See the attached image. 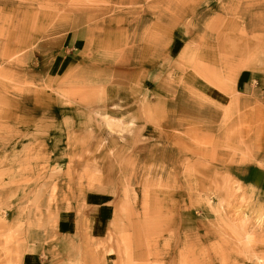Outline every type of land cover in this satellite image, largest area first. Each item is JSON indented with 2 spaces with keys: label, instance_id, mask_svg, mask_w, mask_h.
I'll return each mask as SVG.
<instances>
[{
  "label": "rangeland",
  "instance_id": "obj_1",
  "mask_svg": "<svg viewBox=\"0 0 264 264\" xmlns=\"http://www.w3.org/2000/svg\"><path fill=\"white\" fill-rule=\"evenodd\" d=\"M219 5L235 4L0 0V264H21L28 252L43 264H264V195L238 173L264 168V101L231 94V80L248 66L236 60L264 56V28H247L244 16L263 15L225 13L235 25L218 41L227 60L213 66L198 54L204 25H185L181 60L149 30L153 43L137 71L115 37L87 42L102 25L100 34L112 36L134 20L164 21L172 37L181 19L210 21ZM179 71L231 99L212 103ZM90 190L111 194L105 234L94 237L86 219L76 237H59V215L73 201L81 207Z\"/></svg>",
  "mask_w": 264,
  "mask_h": 264
},
{
  "label": "crops",
  "instance_id": "obj_2",
  "mask_svg": "<svg viewBox=\"0 0 264 264\" xmlns=\"http://www.w3.org/2000/svg\"><path fill=\"white\" fill-rule=\"evenodd\" d=\"M232 3L235 4L232 7L231 6H225V5H219L218 7H213L209 10V18L210 21H201L197 20L194 22L185 23L182 22V19L179 21L178 24V30L179 33H173L172 37H170V26L167 25L164 21L151 24L143 23L142 25L140 22L131 21L129 25L122 23L120 30L112 31L106 26H104L106 29L113 32L111 34L112 36H105L103 34H100V30H102V27H99L98 30V36L96 37L93 35L90 38H87V42L89 39L93 40V43L96 41L99 44L106 43L108 39H111L115 37L117 44L119 47L126 46L127 48H123L124 52L127 53L130 51V57L129 60L131 63H133V68H136L139 66L138 63L141 62V54L143 51V47L147 48L146 51H149L150 44L153 43V41L163 39H167L169 42L168 46V57L172 54L173 56H179V60L182 58V54L184 52V49L188 46V43H190V39L186 38L185 25H204L205 34L198 33L195 36L200 37L205 40L203 44V48H201L198 51V54H201L204 56L205 61H209L210 63H217L219 61H225L227 60V57H221L220 58V52L218 51V41H222L225 36V30L233 28L235 25L234 20H236V17L233 16H226V14H237L241 15H254V14H262L263 17H259V21L254 17H247L244 16L245 19V25L247 28H264V2H258L257 5H251L247 0H232ZM232 10V12H231ZM226 13V14H225ZM199 17L202 18V15ZM122 18V17H121ZM234 18V20H232ZM122 21V20H121ZM142 22V21H141ZM101 25L100 22H98ZM96 24V23H95ZM105 23L104 25H106ZM232 24V25H230ZM132 25V26H130ZM139 25V26H138ZM181 25V26H180ZM183 25V27H182ZM251 25H256V27H251ZM209 26V28H207ZM126 27V28H124ZM149 30H156L155 37L153 34L150 36L152 37L153 41L149 38L148 31ZM201 31V29H199ZM119 31V32H117ZM102 32V31H101ZM119 36V37H118ZM126 36V37H125ZM71 41L76 42L79 40L78 36L74 34L71 38ZM157 44H163V42L159 41ZM115 41V43H116ZM247 47H251V41L250 38H248ZM158 54L161 55V57H167L166 54L163 55V53H159L157 49ZM125 53L123 55H125ZM154 54V53H153ZM238 53H231L229 57L232 56V59L239 56ZM227 56V54H225ZM224 55V56H225ZM257 55L260 57L259 61L256 63V59L252 58V61H254L253 64L250 65L251 59H250V53H247V58L245 60H236L235 63L239 62H246L248 63L247 67L242 69L237 76H235L234 80L232 81V91L233 96H236L237 98L244 100H250V101H264V56L261 55V53H257ZM67 56L64 57H57L54 61V65L51 68L52 70H55V76L60 75L61 69L65 66V62L68 60L66 59ZM236 58V59H237ZM128 60V57L126 58ZM229 61V59H228ZM155 69V66H154ZM134 71V70H132ZM218 71V70H217ZM233 73V72H232ZM181 74V75H180ZM186 72L179 71L178 77L179 80L185 84L187 80H194L195 84H199L202 88V93L206 94V96L212 100V103L222 104L223 101H228L231 98H229V93L225 92L224 90L217 88V86H214L213 83H209L207 85V81L205 82L204 79L199 80L196 75H189L188 78H186ZM52 75V74H51ZM54 76V75H53ZM213 78V77H211ZM180 86V85H179ZM205 88H207L205 90ZM179 90V89H178ZM180 92V91H179ZM228 99V100H227ZM247 101V102H248ZM240 174V177L242 179V182L246 185H250L251 187H254L259 191V193L264 195V168L251 165L246 168H242V170L238 171ZM111 194L103 191H95L90 190L87 191L84 194V197L81 199V207H75L74 202L72 203V208L69 210H64L61 215H59L58 222H57V234L61 238H73L76 237L81 229L82 223L86 221V219L91 220L92 225V234L94 237H102L105 234V231L107 229V223L113 218L115 209L111 206L112 199L110 198ZM21 264H43L42 260H40L36 253L34 252H28L26 253L23 258Z\"/></svg>",
  "mask_w": 264,
  "mask_h": 264
},
{
  "label": "bare ground",
  "instance_id": "obj_3",
  "mask_svg": "<svg viewBox=\"0 0 264 264\" xmlns=\"http://www.w3.org/2000/svg\"><path fill=\"white\" fill-rule=\"evenodd\" d=\"M116 123H117V122H116ZM116 123H115L114 121H112V122L110 121V122L108 123V126H109V127H111V126H112V127H115V126H117V124H118V123H117V124H116ZM118 127H119V126H118Z\"/></svg>",
  "mask_w": 264,
  "mask_h": 264
}]
</instances>
